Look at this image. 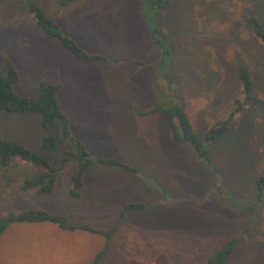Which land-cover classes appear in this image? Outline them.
I'll return each instance as SVG.
<instances>
[{
    "label": "rangeland",
    "instance_id": "1",
    "mask_svg": "<svg viewBox=\"0 0 264 264\" xmlns=\"http://www.w3.org/2000/svg\"><path fill=\"white\" fill-rule=\"evenodd\" d=\"M29 1L88 51L117 62L76 60L36 26ZM250 15L264 24V0H176L158 13L171 42L170 68L160 69L170 70L201 139L229 115L233 100L244 101L242 65L264 100V48L249 29ZM7 58L20 71L18 93L37 96L42 79L62 83L59 99L73 135L94 155L118 157L139 172L94 165L75 200L69 195L75 164L69 162L54 194L35 197L20 186L37 168L16 158L6 171L0 167V216L39 208L72 224L116 227L101 264H206L232 239L239 241L226 264H264V196L259 200L255 191L264 164V109L245 104L232 130L209 145L217 173L188 142L172 139L162 112L137 113L157 104L146 65L160 62L140 0H0V73ZM159 84L166 87L165 80ZM45 134L57 136L59 150L73 149L58 126L43 128L38 114L0 112V139L22 142L53 161L60 154L44 148ZM131 201L154 205L122 217ZM106 242L101 234L50 222L13 223L0 237V264H89Z\"/></svg>",
    "mask_w": 264,
    "mask_h": 264
},
{
    "label": "trees",
    "instance_id": "2",
    "mask_svg": "<svg viewBox=\"0 0 264 264\" xmlns=\"http://www.w3.org/2000/svg\"><path fill=\"white\" fill-rule=\"evenodd\" d=\"M174 1L176 0H140L142 13L156 45L160 62L156 67L150 64L146 65L143 61H136L138 65H146L153 73V88L157 96V104L154 107L149 110L138 109L137 113L140 115H150L162 112L168 120L172 139L178 144L188 142L204 166L210 168L214 173H217L218 169L213 165L211 160L209 145L218 141L232 130L245 104H255L264 109V100L256 92L255 83L249 69L245 65H242L239 68V80L245 95L244 101L242 102L239 99L233 100L229 115L217 120L207 130L205 138L201 139L195 130L188 112L180 103L179 91L175 87V80L170 70L167 69L164 73L160 69L162 64L164 66L167 64L170 68L171 42L170 37L159 24L158 13L166 9ZM27 7L35 19L36 26L41 32L46 37L57 40L76 60L84 62H117L116 59H111L104 54L88 51L75 37L68 34L58 22L51 19L38 2L29 1ZM247 24L252 35L264 48V24L261 19L256 15H250L247 18ZM20 78L21 75L17 64L12 59L7 58L6 71L0 73V112L14 114L36 113L39 115L43 128L48 130L58 126L62 138L68 140L72 144L71 147H73V149L59 150L57 136L54 134H45L42 137L44 148L53 152L58 151L60 154L58 158L51 161L22 142L1 138L0 167H3L4 171L9 168L16 158H20L37 168L32 175L26 176L23 179L20 186L21 191H33L35 197L53 195L58 184L60 172L69 162L75 164L70 178L69 189L70 197L75 200L83 197L86 174L94 165L111 169H121L134 175L138 174L139 170L136 165L115 156L94 155L87 149L86 144L82 140L73 135L71 119L62 109L59 99L62 83L42 79L38 84V95L28 96L22 95L16 90V85L20 81ZM160 80H165L166 87L159 84ZM255 191L257 198L259 200L263 199L264 164L262 172L256 177ZM153 205L154 203L144 201L126 202L123 204L120 213L124 217L129 212L149 210ZM39 222L54 223L61 229L67 231L81 230L105 236L107 242L104 248L96 253L89 264H101L108 250L110 239L116 229L114 227L106 231L91 224H72L65 215L49 212L44 209L30 208L20 212H10L6 216H0V237L13 223ZM238 241V239L228 241L207 259L206 264H226L232 257Z\"/></svg>",
    "mask_w": 264,
    "mask_h": 264
}]
</instances>
